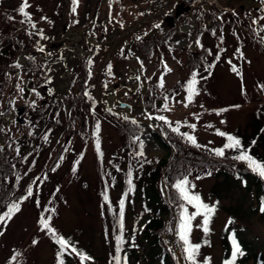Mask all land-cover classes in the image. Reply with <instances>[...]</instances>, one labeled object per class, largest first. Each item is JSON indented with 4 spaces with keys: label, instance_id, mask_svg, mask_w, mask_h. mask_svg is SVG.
I'll return each instance as SVG.
<instances>
[{
    "label": "rangeland",
    "instance_id": "obj_1",
    "mask_svg": "<svg viewBox=\"0 0 264 264\" xmlns=\"http://www.w3.org/2000/svg\"><path fill=\"white\" fill-rule=\"evenodd\" d=\"M220 1L224 10L225 27L213 36L205 34L203 42L209 47L214 48L218 45L224 49L227 45H236L237 36H242L241 34L245 32L244 28L236 32L231 30L230 25L235 23L234 19L241 24L245 21L251 22L252 19L258 20L261 15L257 9L261 5V0ZM28 3L30 7L26 11L31 14L32 23L36 24L35 32L40 37L42 30L45 37L35 39L37 44L33 47L37 53L32 56H35L39 63L46 65L51 82L38 88L36 86L38 73L27 71L29 64L25 56L17 57L8 70L9 74L5 75L14 78V75L18 74L17 81L22 88L29 87V91L28 93L24 91L19 97L14 96L13 92L6 91L1 98L0 114L4 111L6 114L13 113V110L15 112L5 120L0 115V149L8 140L11 147L17 149V154L6 160L4 170L0 169V177L9 174L10 183L15 182L17 185V194L22 193L15 202H20L26 197L27 193L24 190L29 184L33 186V195L23 199L20 211L0 228V232L3 233L0 235V264H52L54 238L46 230L41 229L39 221L42 215L48 219L49 226L54 229L57 236L63 237L75 246L77 252L89 257L82 262L80 256L72 252L75 263L110 264L113 248L112 240L105 233L101 221L99 173L102 163H98L97 158L107 166L113 155L116 152L120 154L119 151L123 147V139L114 122L118 117L113 114L123 118L126 116L145 127L144 157L149 161L165 160L171 154L159 149L149 135L151 130L164 135V129L169 127L168 124L154 118L157 116L166 117L173 127L177 121L181 122L179 132L194 136L197 142L205 146L216 147L222 144L223 137L216 134L217 130L236 136L244 134L248 137L251 133L252 117L264 100V56L258 52L255 45L247 44L243 48L244 57L241 58L243 69L241 74L237 75L231 71L223 58L230 53L227 50L223 51V60L214 68L210 78L202 83L199 95L195 97L193 103L185 107L186 101L183 96H179L172 104H168L167 111L162 109L158 113L155 107L150 108L146 103L145 93L152 84L160 81L161 76L165 89L188 77L186 56L188 52L196 50L191 44L203 21L195 18L193 23L185 19L199 9L207 13L210 11L208 15H212L214 10L209 0H196L191 11L180 18L178 23L181 28L178 29L177 35L181 42H177L174 50L170 53L165 52L167 55L150 59L142 57L134 48V42L151 39L156 32L167 30L169 26L164 24L160 29L126 32L125 29L133 25L138 18L136 5L132 0H77L75 14L71 12L68 0H28ZM20 4L21 0H0V26L3 14L14 13ZM212 21L213 25L219 23L218 19L214 21L213 18ZM258 25L261 35H264V19L258 20ZM248 38L252 40V37ZM188 39L191 47L188 46ZM40 47H43V52L38 50ZM91 52L93 54H90ZM86 59L91 62L90 92L97 102V107L88 115V124L86 122L88 130L83 131L80 129L82 124L76 123L73 125L74 134L67 138L65 134L68 132L64 127L70 119H67L69 113L63 112L60 116L61 124L50 134L47 143L28 157L35 144L32 141L30 145L23 137L29 131H33L31 135H37L43 129L46 118L30 111L28 107L41 108L44 105L57 104L58 101L62 103L66 96L78 94V75ZM232 61L235 62L234 57ZM110 63L111 72L109 69L106 70ZM16 64L20 67H15ZM106 75L107 82L102 86L101 81ZM234 105L239 107H232ZM20 107L24 108L22 125L13 122L16 121L17 110ZM221 109L227 111L217 115V111ZM150 116L153 119H149ZM192 124L196 125L195 130L187 126ZM207 125L211 127H206ZM24 127L31 129L25 131ZM97 140L99 150L96 146ZM60 147L63 151L54 163ZM23 158L25 159L22 161ZM12 163L16 164L15 167ZM74 165L75 173L72 171ZM36 177L37 181L32 183ZM106 177L105 180L111 183L108 180L109 174H106ZM165 183H168L167 179L162 182V192L167 196ZM191 185L195 186L194 193L198 194L204 203L217 205L207 237L197 227L202 217L192 222L190 240L201 244L198 262L203 263L207 257L210 258V264H223L221 232L226 225L239 231L240 235L251 243L255 259H264V214L254 211L256 206L253 193L246 190L242 183L224 186L222 179L217 177L194 180ZM108 191H111V198L114 200L121 195L117 185ZM140 199L141 196H135L133 201L128 203L126 228L131 227L135 215L141 210ZM45 209L49 211L46 212ZM166 219L170 223L166 237L170 251L178 264H188L182 258L175 237L171 233L177 224L175 213H171ZM229 219L233 221L231 224H228ZM149 220L150 215L144 214L137 230L140 231ZM33 240L37 241L35 245ZM205 240L208 243H204ZM130 262L147 264L143 259L142 250H139L137 257ZM248 264H252V261Z\"/></svg>",
    "mask_w": 264,
    "mask_h": 264
},
{
    "label": "trees",
    "instance_id": "obj_2",
    "mask_svg": "<svg viewBox=\"0 0 264 264\" xmlns=\"http://www.w3.org/2000/svg\"><path fill=\"white\" fill-rule=\"evenodd\" d=\"M195 1L196 0H189L188 3L191 4ZM68 3L71 6V12L73 13L72 9L74 5L72 0H68ZM209 3L214 10V13L209 15L208 18L211 20L212 24L213 18L214 21L218 19L219 23H216L214 28L210 30L205 29L203 24L200 26V29L196 33L195 37L196 41L199 40L200 43L197 45L195 52H188L186 56L187 62L185 66L188 77L184 80L176 82L168 89L163 88V86H159L160 81H158L152 84L148 92L145 93L146 103L150 105V108H156L155 110L158 111V113H160L166 106L165 97L168 98L167 106L168 104H172L174 99L176 97L178 99L179 96H183L187 103L185 85L192 72L195 71L198 73L197 89L199 91L202 83L206 82L210 78L212 71L219 63H221L223 58H225L226 63L229 64L231 71L232 67L235 66L237 69V75H240L243 69L241 60V58L244 57L243 48L247 44L255 45L258 52L264 56V35H261L260 25L257 26V23L255 26L253 25V19L251 22L245 21L242 24L234 19L235 23L230 25L231 30L235 32L238 29H245V32L241 34L242 36H237L236 45H227L224 49L222 46L218 45H215L214 48L206 45L203 42L205 34L213 36L225 27L223 21L224 10L221 1L209 0ZM261 9H264V3H261L259 9H257L259 15H264V12H261ZM9 16L14 17V20H9ZM197 16L200 19H203L204 13L198 12ZM21 19L22 17L18 14V9H16L14 13H4L1 18L0 76L2 77V80H0V102L1 98H3L4 92L6 91L7 93L13 92L14 96H20L22 93L16 87L17 84H20L17 81L18 77L12 78L10 76V78L9 76H5L11 65L15 63V59L19 56L27 57L29 64L27 69L28 72L35 71L38 73L36 78V86L38 88H41L42 85H46L51 82L49 70L46 65L39 63L36 61L35 56H32L37 53L33 45L37 44L36 40H39L40 37L36 34L35 29L31 27V24L20 23ZM229 32L230 34H233L231 31ZM175 35L174 29L160 30L156 32L151 39L145 41L136 40L134 42V48L139 51L142 57L147 59L167 55L165 52L170 53L175 48L176 44L173 41ZM249 36L252 37V40L248 38ZM226 50L230 53V55H226L222 58L223 51ZM217 56H219L218 60L216 59ZM232 57H234L235 62L232 61ZM229 61H231V63H229ZM108 65L106 70H108ZM209 65H212V67L209 68ZM90 66L91 64L85 60L80 67L81 71L78 75L79 79L77 81L78 94H70L66 96L62 103L58 101L57 104L53 103V105L49 106L44 105L45 107L43 106L41 108H36L35 106L30 108L28 107L30 111H34V113H37L39 116H46L45 125L38 135H31L33 131H29L25 133L26 136L24 135L23 137V139L29 141L30 145L32 141L35 144V146L28 153V157L37 152L40 146L42 147L47 143L50 134H52L58 125L61 124L60 116L63 112L69 113L67 119H70L66 122L64 127V129L68 132L65 134L67 138H70L71 134H74L75 129L73 128V125L76 123L82 124L80 129L83 131L88 130H86V127L88 126V115H90V111L97 107V102L90 92ZM239 67H241V70H239ZM206 68L208 69L207 71L205 70ZM203 77L207 78L204 79ZM107 78L108 76L106 75L101 81L102 86L106 84ZM85 93H87V95ZM195 97L193 98L192 103L194 102ZM42 102L43 99L41 100L40 105H42ZM8 109L10 110L11 108L9 107ZM84 117H86V119L83 120ZM132 121L133 119L128 118L126 120L119 117L118 120L114 121L116 128L119 130L120 137L123 139V147L121 151H119L120 154L116 152L107 166L103 164L102 160L97 158L98 163H102V166L99 164L101 170V173H99V180L101 181L99 196L102 200L101 221L103 223L105 233H107V236L112 240V258L115 255V237L120 234L119 201L122 197H124L125 193H127V196L124 197V242L121 246V256L123 257L126 255L127 264H131L130 261L137 257L139 250H142L143 259L147 261V264H178L176 257L170 251V247L166 239L170 229V223L166 218H169L171 213L174 212L177 224L179 222L181 205L184 202L178 199V195L173 188V185L184 177H187L190 185L194 180H200L205 177L220 178L222 179L224 186L234 183L237 185L242 183L246 190L248 189L253 193V199L256 206L254 211L256 213L260 212V202L264 199V179L253 172L248 167L247 162L235 160L233 157L238 155L241 150H247L248 154L254 159L260 163H264V100L261 102L259 108H257L256 113L252 117V122L250 123L251 133L248 137L244 134H241L240 137L228 133L240 139L241 149L225 150V155L223 157L216 156L213 150L223 147L224 143H226V139L224 137L222 144L216 147L205 146L199 142H197V144L200 145V147H196L188 142L182 133L174 132L171 130V127H166L164 129V135H161L155 130L149 131V135L157 144L159 149L168 152V154L170 152L171 154L169 155V158H166L165 160L160 159L149 161L146 157H144L145 143L143 141V137L146 133V129L139 122L134 124ZM24 129L25 131H28L31 128L24 127ZM71 129L72 131L70 132L69 130ZM45 137H47V139H45ZM137 137H139V140L136 139ZM141 141L143 142L142 156L138 155L141 151ZM62 151L63 149L60 147L57 156L54 159V163L57 162V159L61 155ZM16 154L17 149L11 147V142L7 141L4 149L0 152V169L4 170L6 160ZM25 158H23L22 161ZM12 165L15 167L16 164L12 163ZM129 171L132 172L131 192L128 191ZM106 174H109L108 180H110L111 183L105 180V178H107ZM9 176L10 175L8 174L0 177V214H3V212L7 210V207L17 201L22 195V193L20 195L17 194V185L15 182L10 183ZM198 176L201 178L197 179ZM165 179L168 181L167 184L165 183L167 196H165L162 192V182ZM116 185L120 189L121 195L117 198V200H114L111 198L110 194L112 190L110 192L108 190H110L112 186ZM29 187H31L30 184L27 186V189L24 190L25 193H27ZM31 188H33V186ZM192 191L195 192L194 190ZM105 193L108 196V201L104 200ZM135 196H141V210H139V212L135 215L131 227L126 228L128 203L129 201H133L132 199ZM215 196L220 199L216 193ZM186 207L189 214L195 211V209L190 205ZM144 214H149L150 220L140 231H138V223ZM177 224L171 233L175 237V242L179 248L182 258H184L181 242L175 232ZM3 225H0V228ZM231 235L235 236L237 243L240 245V248L244 253V255L237 257L235 264H248L250 261H252V264H264V259H255V254H253L251 250V243L245 237L241 236L239 231L231 228L230 226H227V228L221 232L223 262L226 259L231 258L232 244L229 239ZM191 243L196 244L193 242ZM53 247L54 260L52 264H57V254L60 251V248L55 242L53 243ZM73 247L75 248V246L69 242V248L71 249ZM70 249L65 250L64 255L60 257L63 264H77L75 263V259L72 257V251ZM78 253L79 252L77 251L75 252L77 256H79ZM111 262L114 264V261L111 260Z\"/></svg>",
    "mask_w": 264,
    "mask_h": 264
},
{
    "label": "snow or ice",
    "instance_id": "obj_3",
    "mask_svg": "<svg viewBox=\"0 0 264 264\" xmlns=\"http://www.w3.org/2000/svg\"><path fill=\"white\" fill-rule=\"evenodd\" d=\"M72 3L74 5L72 11L75 12V5L77 4V0H72ZM261 3H264V0H261ZM30 7L28 0H21V4L18 8V14L22 17L20 23H28L31 24V27L33 29L36 28V24L32 23V18L30 16V14L26 11V9ZM261 12H264V9H261ZM9 20H14V17L9 16L8 17ZM44 19V18H42ZM264 19V15H261L258 20H262ZM258 20H253V24L258 23ZM155 27H159V25H155ZM40 38L44 39L45 37L43 36L42 30H40ZM221 41H223V37H221ZM197 45H199L200 41L197 40L196 41ZM39 51L43 52L44 49L43 47H40L38 49ZM239 51V50H237ZM216 59H219V56L216 57ZM91 63V62H89ZM229 63H231V61H229ZM15 67H20L19 64L14 65ZM167 69V66H165ZM209 68L212 67V65L208 66ZM108 69L109 72H111V64L108 65ZM168 71H170V69H167ZM206 71L208 70L207 68L205 69ZM232 71L233 72H237V69L235 66L232 67ZM197 76L198 73L197 72H192L191 76L189 78V80L187 81L186 85H185V91L187 93L186 99H187V103L184 104L185 107H188V104L192 103L193 98L196 95H199V91L197 89ZM139 77H137L138 79ZM204 79H206L207 77H203ZM159 86H163V77L161 76L160 78V85ZM17 89L20 92H23V88L20 86V84L16 85ZM242 91H243V85H242ZM87 95V93H85ZM167 100L168 98L165 97V101H166V106L164 108L165 111L168 110L167 108ZM203 107V106H202ZM232 107H239V105H234ZM223 111H227V109H221L219 111H217V115H219L221 112ZM155 119L161 120L163 121L165 124H168L169 127H171V130L174 132L179 133V128L181 127V122L177 121L176 125L173 127L172 123L170 121L167 120L166 117L164 116H157L154 117ZM124 119H128V117H124ZM149 119H153V117H149ZM132 123H136L135 120L132 121ZM221 123H224V121H221ZM188 127L192 128L193 130H195L196 125L192 124V125H187ZM206 127H211V125H207ZM96 132H99V124L97 123L96 125ZM217 135L224 137L226 139V143H224L222 148L219 149H214V154L216 156H220L223 157L225 155V150L228 149H241V141L240 139L234 137L233 135L230 134H226L224 132H221L219 130H217L216 132ZM184 138L190 142L192 145L196 146V147H200V145L197 144V141L195 139L194 136L192 135H188V134H183ZM45 139H47V137H45ZM137 140H139V137L136 138ZM255 143V142H253ZM97 150H99V141L97 140ZM140 147H141V151L138 153V155L142 156L143 155V142L141 141L140 143ZM62 158V157H61ZM233 159L238 160V161H245L247 162L248 167L255 172L256 174H258L262 179H264V163H260L258 162L256 159H254L251 155L248 154L247 150H241L240 153L236 156L233 157ZM76 163L78 164L79 161H76ZM73 173H75L76 171V167L75 165L73 166L72 169ZM210 175V173H209ZM128 191L131 192L132 191V172L129 171L128 172ZM201 177H197V179H200ZM194 185H190L187 177H184L183 179L178 180L174 185L173 188L175 189L177 195H178V199L183 201L184 203L181 205V213H180V217H179V222L176 226L175 232L176 235L179 238V241L181 242L182 248H183V252H184V259L188 262V264H199L197 257L201 248V244H192L190 241V234L192 232L193 229V220L196 219V217H202V221L199 225H197V227H199L205 237L208 236L209 232H210V223L212 220V217L214 215V213L216 212V204H212L209 205L207 203H204L201 199V197L198 194H195L192 190L194 189ZM33 195L32 192V188L29 187L27 190V196L23 197L21 199L20 202H14L12 204H10L7 207V210L5 212H3V214H0V225L6 224V222L8 220H10L13 215L17 212L20 211V203L23 202V199H27L28 197H31ZM127 196V193L124 194V197ZM124 197L121 198V200L119 201V205H120V227H119V232L120 234L117 235L115 237L116 240V247H115V255L112 258V261H114V264H127V257L125 256H121V251H122V244H123V231H124V225H123V216H124V202L125 199ZM104 200L108 201V196L105 193L104 194ZM37 204L39 205V202L37 201ZM218 204V202H217ZM191 206L195 209L194 212H192L191 214H189L187 212V207L186 206ZM44 211H49V209H45ZM260 212L264 213V199L261 200L260 202ZM50 219V218H49ZM233 221L231 219H229L228 224H231ZM39 224L41 226L42 230H46L48 233H50L52 235V237L54 238V242L57 243L59 245L60 251L57 254V264H63V261L60 259V257L62 255H64L65 250L69 249V242L67 240H65L63 237H59L57 236L56 232L54 231V229H52L49 226V222L48 219H46L43 215L41 216V219L39 221ZM227 228V225H226ZM3 233L0 232V235H2ZM229 239L231 240V244H232V251H231V258L230 259H226L223 264H235V261L237 259L238 256H242L244 255L243 251L240 248V245L237 243L235 236L231 235L229 237ZM37 243V241L33 240V244L35 245ZM204 243H208L207 240L204 241ZM72 252H76L77 250L73 247L70 249ZM78 255L80 256L81 261H85L88 260L89 257L85 256L83 253H78ZM110 264H112V262H110ZM203 264H210V258L205 257L203 260Z\"/></svg>",
    "mask_w": 264,
    "mask_h": 264
},
{
    "label": "built area",
    "instance_id": "obj_4",
    "mask_svg": "<svg viewBox=\"0 0 264 264\" xmlns=\"http://www.w3.org/2000/svg\"><path fill=\"white\" fill-rule=\"evenodd\" d=\"M177 0H137L140 19L133 27L135 29H149L164 22L172 14ZM178 29L181 25H177Z\"/></svg>",
    "mask_w": 264,
    "mask_h": 264
},
{
    "label": "bare ground",
    "instance_id": "obj_5",
    "mask_svg": "<svg viewBox=\"0 0 264 264\" xmlns=\"http://www.w3.org/2000/svg\"><path fill=\"white\" fill-rule=\"evenodd\" d=\"M75 6H76V5H75ZM75 9H76V7H75ZM73 14H75V12H73ZM94 53H95V52H94ZM90 54H93V53L91 52ZM86 60H87V59H86ZM90 67H91V66H90ZM89 70H90V68H89ZM18 76H19V75L16 74L14 78H16V77H18ZM18 80H19V77H18ZM18 82H19V81H18ZM19 83H20V82H19ZM20 86L22 87L21 84H20ZM24 91L28 93V91H29V87H26V86H25V87L23 88V92H24ZM23 92H22V93H23ZM22 93H21L20 95H22ZM18 97H19V96H18ZM10 108H11V106H10ZM19 109H20V108H19ZM19 109H18V110H19ZM6 110H7V109H6ZM18 110H17V118H16V121H13V122H15L16 124L22 125L23 123L20 124V123H18V121H17L18 118L23 119V118H22V115H21L20 117L18 116ZM14 112H15V111L13 110V113H11V114H10V113H7V114H6L5 111H4L3 114H0V115H1L2 117H4V120H5V119H7L10 115L12 116V114H14ZM23 113H24V112H23ZM113 115L116 116V117H119V118H123V117L117 116V115H115V114H113ZM11 120H12V119H11ZM23 122H24V120H23ZM141 125H142V124H141ZM144 128H145V127H144ZM155 131H156V130H155ZM157 132H158V131H157ZM158 133H159V132H158ZM37 135H38V134H37ZM7 141H8V140H7ZM5 144H6V142H5ZM5 144H4L3 147L0 149L1 151L4 149ZM1 151H0V152H1ZM37 179H38L37 177L34 178V180L32 181V183H35V182L37 181Z\"/></svg>",
    "mask_w": 264,
    "mask_h": 264
},
{
    "label": "water",
    "instance_id": "obj_6",
    "mask_svg": "<svg viewBox=\"0 0 264 264\" xmlns=\"http://www.w3.org/2000/svg\"><path fill=\"white\" fill-rule=\"evenodd\" d=\"M188 0H184V2H187ZM189 11V7H184V6H179L177 9H176V13H175V16L176 17H180L182 14L186 13ZM172 21H173V17H169V22L170 24H172ZM24 112V108L23 107H20V109L18 110V116L20 117ZM18 123H23V119L21 118H18L17 119Z\"/></svg>",
    "mask_w": 264,
    "mask_h": 264
}]
</instances>
